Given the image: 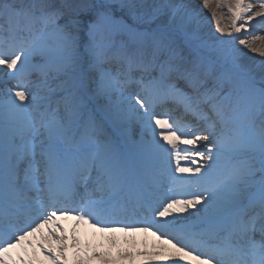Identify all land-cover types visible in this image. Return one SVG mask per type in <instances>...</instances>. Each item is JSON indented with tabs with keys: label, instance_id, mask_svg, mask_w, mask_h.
<instances>
[{
	"label": "snow or ice",
	"instance_id": "6c2138e0",
	"mask_svg": "<svg viewBox=\"0 0 264 264\" xmlns=\"http://www.w3.org/2000/svg\"><path fill=\"white\" fill-rule=\"evenodd\" d=\"M257 28L264 0H0V264H264Z\"/></svg>",
	"mask_w": 264,
	"mask_h": 264
},
{
	"label": "bare ground",
	"instance_id": "6f19581e",
	"mask_svg": "<svg viewBox=\"0 0 264 264\" xmlns=\"http://www.w3.org/2000/svg\"><path fill=\"white\" fill-rule=\"evenodd\" d=\"M193 2L197 5V7H199L201 0H193ZM202 12L206 20V24H205L206 29L210 31L214 30V25L210 21L211 10L208 8H203ZM224 17H225L224 23L229 24L230 21L228 19V14L226 9H224ZM255 34L264 36V28H257ZM217 35H219V33H217ZM241 35H245V34L242 33ZM248 38L251 39V36H249ZM257 43L259 44L261 42L257 41ZM245 52L249 57H252L256 61L261 59L258 53H252L247 49H245ZM181 164L182 166L194 167V165H190L189 161H181ZM173 167H174V163H173ZM59 223L63 225L64 229H66L70 235L72 234L73 224L75 223L74 221H72L71 223H62V222ZM45 232H47V229H45ZM75 234L78 236L82 245L88 248L89 251H91L92 249H98L100 252H104L105 249L108 247L109 241H115L122 249L129 248L130 246L133 245V243L136 246L140 247L141 250H143L145 247L151 249L153 246L160 245L159 240H157L155 237L147 233H124L119 231L99 232L96 229L90 227L89 225H79L75 229ZM13 254L15 255V250ZM41 260H43V257H41ZM140 260H147V257H143V256L136 257L137 264H139Z\"/></svg>",
	"mask_w": 264,
	"mask_h": 264
}]
</instances>
